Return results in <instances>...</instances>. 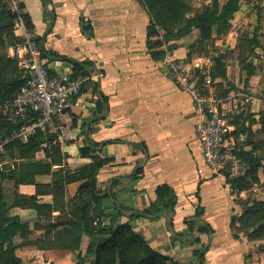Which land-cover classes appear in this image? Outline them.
I'll list each match as a JSON object with an SVG mask.
<instances>
[{"label": "crops", "instance_id": "0c3cea01", "mask_svg": "<svg viewBox=\"0 0 264 264\" xmlns=\"http://www.w3.org/2000/svg\"><path fill=\"white\" fill-rule=\"evenodd\" d=\"M24 8L53 75L72 77L71 60L90 62L83 68L88 79L82 92L70 105V120L64 125L66 137L59 141L64 165L74 170L92 163L94 156L106 158L98 182L114 196L107 203L110 208L115 200L131 210L144 209L156 198L159 185L172 186L178 196L175 210L156 219L133 220L135 229L161 254L194 264L192 250L201 245L175 240L176 232L186 241L196 233L189 229L190 223H207L212 231L201 234V243L209 245L208 264H243L234 260L241 249L232 242L229 225L240 211L236 198L244 191L228 187L225 177L214 175L206 165L190 93L178 85L166 66L169 60H186L189 45L198 41L199 30L178 40V48L168 51L165 43L153 48L148 45L151 15L143 0H24ZM3 13L0 0V55L13 59L12 38H17V31L14 21L13 37L4 30ZM255 29L247 33L252 36ZM240 36L235 31L227 39L231 43L224 59L226 74L238 92L257 98L241 111V125L247 128L243 133L247 139L260 143L256 152L264 156V34L251 54L240 46ZM3 107L0 104V110ZM86 147L91 152L83 154L80 149ZM245 148L251 149L252 144ZM40 177L50 181L49 175ZM17 193L33 195L36 186L3 184L7 217L16 227L12 245L20 264H77L75 251L46 250L29 241L43 236L44 231L25 233L33 229L37 212L16 204ZM42 199L51 203L52 195ZM58 214L53 212V217ZM128 220L125 214L119 222ZM7 248L5 242L0 253Z\"/></svg>", "mask_w": 264, "mask_h": 264}, {"label": "trees", "instance_id": "16d2710c", "mask_svg": "<svg viewBox=\"0 0 264 264\" xmlns=\"http://www.w3.org/2000/svg\"><path fill=\"white\" fill-rule=\"evenodd\" d=\"M143 1L151 15V23L148 28V45L150 48L165 43L168 51H172L178 48V40L188 36L195 29L199 30L198 41L190 44L188 48L186 60L190 61L194 56L206 53V46L212 41L214 33L229 30L231 20L234 13L239 9L241 0H228L223 6H220L217 2L212 7L189 17L186 16V13L190 9L191 0ZM3 11L1 20L6 21L4 30L13 37V15L8 10L4 1ZM24 15L28 25L33 27L30 16L26 12ZM181 22L183 23L180 24ZM12 39H14L13 42L17 40L15 36ZM240 43L244 52L249 50L251 54L254 46H260L257 31L255 30L252 36L248 33L243 34ZM46 55L47 53L44 50V56ZM162 55H165L164 51ZM226 55L218 59L217 65L213 67L211 72L213 79L220 78L216 82V87L217 94L221 97L228 96L232 91H240L227 78L226 63L224 62ZM71 62L74 65L73 78L88 75V71L83 68L90 65V62L85 61L80 63L76 60H71ZM8 76L11 77L10 80H8ZM24 81L25 78L23 72L18 67V63L13 59L0 55V104H5L7 99L14 97ZM241 90L247 92L245 88ZM3 115V112L0 111V127L5 128L4 131L0 132V136H9L23 122L37 118L35 114H31L28 119L22 121L19 117L15 118L6 115L9 117L7 119ZM242 117L243 114L239 115L235 120V133L237 136L241 133H247L246 126L244 124L241 125ZM250 144H252V148L246 149L245 146ZM259 146H261L259 142L253 143L249 137L238 146L237 153L250 163V169L244 177L231 180L233 188L243 190L246 189V183L251 182V180H258V171L261 168L264 169V156L262 153L256 152V150L261 148ZM8 147H17L20 150V156L27 158V161L23 163L20 170L13 169L2 173V182H0V248L5 242H8V248L5 250L1 249L0 264H20L21 259L15 254L12 245V237L16 227L15 222L10 221L9 217H7L9 208L4 200L3 182L5 180L14 181L16 186L20 184H34L36 186V193L33 195L17 193L16 204L37 208L42 214L46 211L44 215L48 214L51 217L53 216L52 212L56 208V203H53V205L45 202L39 203V196L50 193L57 195V189L62 188V180L66 184L80 182L79 187L81 192L94 194L96 191H99L97 188L99 170L107 162V159L94 156L93 162L90 164L70 170L65 175L61 174L63 169L56 170V177L53 180L42 181L39 177L50 175L55 165H59L58 168L65 166L61 144L57 135L38 130L29 142L22 143L19 140H13ZM41 148L46 151V156L50 160L49 162H33V154ZM80 150L83 154L91 152L90 147L81 148ZM155 192L156 198L146 208L140 210L128 209L118 204L115 200L113 208L99 210L93 205L94 199L91 195L88 199L80 197L79 202L72 203V209L70 210L71 218L64 224L65 228L59 231L60 235H62L60 237L65 238L71 235L76 239L77 245H69L71 249H79V244L84 236H89L92 239L96 237L91 241L88 253L82 254V252H78L80 263H84V261L90 258L91 264H181L179 261L154 250L133 225V220L138 218L147 217L156 219L164 214L168 215L169 212L175 210L178 196L172 186L161 184L156 188ZM97 198L101 199L98 196ZM111 198L114 199L113 194L108 193L106 190L102 196V201L109 202ZM250 208L249 212L253 216L256 215L259 219L257 230L260 231L264 228V201L255 202ZM62 213L60 212L59 215L53 218L59 220L63 216ZM125 214L128 215L129 220L125 223L119 222L120 217ZM169 224L173 227V224ZM59 225H61V222L53 223L50 225V229ZM188 226L192 232H196L195 235L189 240L182 241L181 234L176 232L175 240L194 245V243H201V234L212 231V226L207 223H198L197 225L190 223ZM49 242L52 248L55 247V241L51 240ZM208 249V244H202L200 247L194 249V254L198 256L200 264H203Z\"/></svg>", "mask_w": 264, "mask_h": 264}, {"label": "built area", "instance_id": "2783aa9c", "mask_svg": "<svg viewBox=\"0 0 264 264\" xmlns=\"http://www.w3.org/2000/svg\"><path fill=\"white\" fill-rule=\"evenodd\" d=\"M13 15L17 40L12 45L11 56L18 63L25 81L18 93L7 99L6 109L13 111L24 121L31 114L36 119L23 122L9 136H0V182L2 173L9 169L3 156L13 140L27 143L38 130L66 137L64 127L70 120L72 99L78 96L88 77L53 75L46 63L42 41L25 19L24 0H3ZM225 41L210 55H197L192 60L173 59L166 62L169 73L178 85L187 90L197 115L196 135L201 143L203 159L214 175H222L227 186L233 189L231 180L244 177L250 163L237 153L238 146L246 140L245 134L236 135V118L244 107L257 101L249 93L231 92L221 97L211 74L230 47Z\"/></svg>", "mask_w": 264, "mask_h": 264}, {"label": "rangeland", "instance_id": "374dc122", "mask_svg": "<svg viewBox=\"0 0 264 264\" xmlns=\"http://www.w3.org/2000/svg\"><path fill=\"white\" fill-rule=\"evenodd\" d=\"M227 1L228 0H191L190 9L186 13V16L189 17L194 15L195 13H200L204 9L212 7L217 2L220 4V6H223L224 4L227 3ZM243 5H245L244 9H243ZM182 23L183 22H181L180 24ZM254 29L258 32V37L261 34H264V0H241L240 7L234 13V16L231 20V27L229 28V30H227L226 32L214 33V35L212 36V41H210V44L206 46V50H205L206 53H202L201 55L212 54L214 50H216L223 43H225L227 39L231 38L233 34H235V31H239L241 33L240 37H242V35L247 33L248 30L253 31ZM218 80H220V78ZM0 111H2L4 114H9L10 116L15 118L19 117L13 111H10L6 108L4 109V107L1 108ZM4 130L5 128L0 127V132ZM3 158L9 161V163L5 165V167L8 168L9 170H13V169L20 170L23 163H26L27 161V158H23L20 156V150L17 147H8L7 152L3 156ZM32 160L33 162H43V163L50 161L47 158L46 151L43 148H41L39 151L33 154ZM59 169H63V171H61L62 175H65L66 173L70 172V170H73L66 165L60 168L54 166L53 169L51 170V174L49 175L50 181L53 180L54 177H56L55 172L56 170ZM257 176H258V180H251V182L245 184L246 189L239 191V192L244 191L242 194L239 193L236 198V200L240 204V211L238 212V214L232 216L229 225L233 236L232 242L234 243L237 242L236 245L237 248L241 249L240 252L241 254H238L234 257L236 263L241 262L243 264H264V228L261 229L260 231L257 230V224L259 219L256 215L253 216V214L249 212V210L251 209L250 207H252L255 202L264 201V169L263 170L260 169V171H258ZM9 182L15 185L14 181H9V180H5L3 184ZM61 185L62 188L57 189L58 191L57 195L55 193L42 194L39 196L38 202L46 203V201H43L42 197L44 195H52L51 204L53 205V203H56V208L53 212L58 211L59 214L60 212H63L62 218H60L59 220H51L53 216L50 217L48 216V214L44 215L46 211L42 214V212H40V210H38L37 208L28 206V208H33L37 212V220L33 223L34 225L33 229H31L30 231H25V233L32 234L34 230L42 229L44 231L43 236H38L35 239L29 240L34 246L38 248H44L46 250L64 249V250L75 251L77 254L76 257L77 264H91L90 258L84 261V263H80L78 252L80 251L82 252V254L88 253L90 251L91 241L94 240L96 237L95 238L93 237L92 239L89 236H84L79 244L80 248L71 249L69 245H77L76 239L71 235L65 238L60 237L62 235H60L59 231L65 228L64 224L67 221H69L68 219L71 218L70 210L72 209V203L79 202L80 197L81 198L83 197V199L86 198L88 199V197L91 195V197L94 199L93 205L96 206V208H98L99 210L110 209V207L107 204L108 202L102 201V196L106 190H103V188L99 186V182L97 185L99 191H96L94 194L85 193L83 191L81 192L79 187L80 182H73L66 184L62 180ZM97 196L101 197V199L97 198ZM56 222L57 223L61 222V225L50 229V225ZM27 230H29V227H27ZM139 234L153 248V246L149 243V241L145 238V236L142 235L141 233ZM86 238L88 241L86 240ZM51 240L55 241V247L53 248L49 245L50 243L49 241ZM195 245H202V243H194L193 246ZM207 252L205 254L203 264H208ZM192 253L195 259L194 264H200L198 256L194 254V249L192 250ZM166 256L179 261L181 264H184L183 261L176 258L175 256L174 257L169 255ZM51 264H55V263L52 262Z\"/></svg>", "mask_w": 264, "mask_h": 264}, {"label": "water", "instance_id": "95a60500", "mask_svg": "<svg viewBox=\"0 0 264 264\" xmlns=\"http://www.w3.org/2000/svg\"><path fill=\"white\" fill-rule=\"evenodd\" d=\"M245 8V5H243V9ZM83 26H84V21H82L81 22V27H82V29H83ZM83 31H84V29H83ZM84 33H86V31H84Z\"/></svg>", "mask_w": 264, "mask_h": 264}]
</instances>
